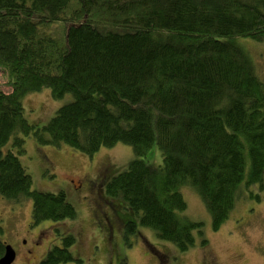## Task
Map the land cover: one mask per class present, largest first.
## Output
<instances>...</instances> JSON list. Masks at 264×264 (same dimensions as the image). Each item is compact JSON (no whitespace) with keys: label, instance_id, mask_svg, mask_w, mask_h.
<instances>
[{"label":"trees","instance_id":"1","mask_svg":"<svg viewBox=\"0 0 264 264\" xmlns=\"http://www.w3.org/2000/svg\"><path fill=\"white\" fill-rule=\"evenodd\" d=\"M245 40L264 41V0H0V196L30 199L32 225L76 218L66 193L33 189L24 136L90 156L121 142L135 157L92 181L99 213L110 207L126 235L149 227L189 251L203 224L185 217L184 188L215 231L244 190L257 200L251 187L264 190V82ZM44 89L74 100L39 126L23 99ZM154 146L158 167L146 157ZM58 233L39 264L81 262L76 237ZM7 244L0 238V258Z\"/></svg>","mask_w":264,"mask_h":264},{"label":"rangeland","instance_id":"2","mask_svg":"<svg viewBox=\"0 0 264 264\" xmlns=\"http://www.w3.org/2000/svg\"><path fill=\"white\" fill-rule=\"evenodd\" d=\"M245 41L249 42L244 45L264 82V41ZM2 88L5 92L11 90ZM73 100L70 93L57 99L51 96L49 89L31 93L23 99L25 117L31 124L43 126L59 108ZM24 140L25 151L20 161L32 176L33 189L50 193L63 191L78 215L58 222L43 221L36 226L31 224L33 205L30 199L17 202L0 196V238L15 249L13 264H39L51 247L61 244L58 231L76 237L71 251L74 257L82 259L63 264H264V190L260 191L259 185H253L251 190L260 195V199L247 197V190H244L230 219L218 231L212 228L211 215L203 199L191 187L184 188L183 196L188 203L184 215L202 222L203 236L196 234L195 246L180 252L175 244L162 240L149 227L139 226L133 234L126 235L123 221L116 217L112 208L106 207L103 209L105 215L113 216L114 229L110 233L105 220H101L97 194L87 191L86 186L75 190L76 184L84 179L98 183L104 167L111 170L110 174L125 170L135 157L134 147L119 142L109 148L101 147L90 156L66 144L40 147L32 134L24 136ZM146 157L155 167L163 163L158 146ZM122 204L125 205L124 201L118 203L123 208ZM119 212L124 215L121 209ZM25 239L32 247L31 252L24 247ZM202 239L208 241L206 246L201 245ZM158 252L166 258L163 260Z\"/></svg>","mask_w":264,"mask_h":264},{"label":"flooded vegetation","instance_id":"3","mask_svg":"<svg viewBox=\"0 0 264 264\" xmlns=\"http://www.w3.org/2000/svg\"><path fill=\"white\" fill-rule=\"evenodd\" d=\"M72 182L74 183V184H76L73 180H72ZM84 186H86V190H88V191H94L93 189H95L94 187H96L95 185H94V182L92 183V181H85L84 180V182H81V181H79L78 182V184H76V187H75V190H80V188H82V187H84ZM112 218H113V216L112 217H108V216H106V215H103L102 217H101V220H105V222H106V224H107V226H108V228H109V230L111 231V233H112V231H113V223H112ZM23 243H24V247H25V249H27V251L28 252H31L32 251V247L30 248L28 245V240L27 239H25V240H23ZM212 264H214V263H212Z\"/></svg>","mask_w":264,"mask_h":264},{"label":"water","instance_id":"4","mask_svg":"<svg viewBox=\"0 0 264 264\" xmlns=\"http://www.w3.org/2000/svg\"><path fill=\"white\" fill-rule=\"evenodd\" d=\"M5 254L0 258V264H13L16 259V251L10 244L6 245Z\"/></svg>","mask_w":264,"mask_h":264}]
</instances>
